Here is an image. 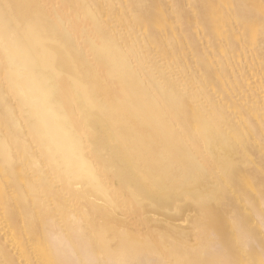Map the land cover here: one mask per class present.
I'll list each match as a JSON object with an SVG mask.
<instances>
[{
    "label": "bare ground",
    "instance_id": "obj_1",
    "mask_svg": "<svg viewBox=\"0 0 264 264\" xmlns=\"http://www.w3.org/2000/svg\"><path fill=\"white\" fill-rule=\"evenodd\" d=\"M0 264H264V0H0Z\"/></svg>",
    "mask_w": 264,
    "mask_h": 264
}]
</instances>
